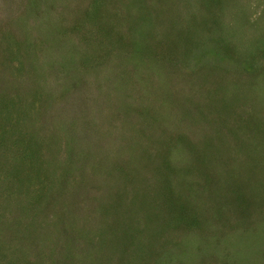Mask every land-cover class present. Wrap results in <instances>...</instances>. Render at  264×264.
I'll return each instance as SVG.
<instances>
[{
	"label": "rangeland",
	"instance_id": "1",
	"mask_svg": "<svg viewBox=\"0 0 264 264\" xmlns=\"http://www.w3.org/2000/svg\"><path fill=\"white\" fill-rule=\"evenodd\" d=\"M0 264H264V0H0Z\"/></svg>",
	"mask_w": 264,
	"mask_h": 264
}]
</instances>
